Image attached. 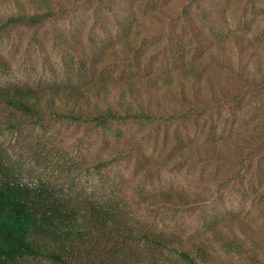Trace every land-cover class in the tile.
Instances as JSON below:
<instances>
[{
  "label": "rangeland",
  "instance_id": "374dc122",
  "mask_svg": "<svg viewBox=\"0 0 264 264\" xmlns=\"http://www.w3.org/2000/svg\"><path fill=\"white\" fill-rule=\"evenodd\" d=\"M46 1L67 15L0 35V54L10 66L8 72L0 71V89L31 88L52 96V88H80V101L104 107L113 95L105 94L102 86L116 89L129 76L143 83L158 81L186 56L184 63H193L201 72L203 92L206 80L222 91L215 97L218 101H203L210 108L201 117L193 114L169 123L168 128L128 121L119 126L123 132L119 140L112 136L105 140L84 124L58 118L47 119L43 127L10 129L8 122L27 116L0 105V153L15 177L66 199L115 204L138 229L197 243L223 264H248L221 244L231 235L243 241L239 227L248 225L260 245L254 251L263 260L264 112L260 106L264 95L247 91L210 55L224 49L239 70L242 55L234 37L241 38L248 51L243 65L251 52L264 55V0H201L207 21L189 5L191 0H101L111 5V13L98 0ZM184 6L189 9L182 15ZM5 7L4 0L0 14ZM152 96L153 102L165 107L161 115L165 117L166 104L171 102L153 92ZM189 96L187 106L171 105L188 110L202 102L199 94ZM224 96L229 101H221ZM183 141L198 146L237 145V154L228 152L233 161L256 151L243 166L195 162L167 171V158H179ZM105 160H112L110 167L94 168ZM163 192H183L201 202L174 210L151 204L149 197ZM26 264L53 263L29 259Z\"/></svg>",
  "mask_w": 264,
  "mask_h": 264
},
{
  "label": "trees",
  "instance_id": "16d2710c",
  "mask_svg": "<svg viewBox=\"0 0 264 264\" xmlns=\"http://www.w3.org/2000/svg\"><path fill=\"white\" fill-rule=\"evenodd\" d=\"M3 1L0 2V12ZM5 3L4 14H0V35L10 28L23 25L36 27L46 20L68 13L52 9L46 0H5ZM98 3L110 13L113 11L111 5L101 0ZM189 5L196 7L203 21L208 20L201 0H191ZM188 9L189 7L184 6L182 15ZM56 39L61 42L62 38L56 35ZM240 39L232 38L242 55L237 61L239 70L232 65L230 55L223 53L224 49L211 53L210 59L230 76L241 81L247 91L264 95V55L249 52L248 61L243 65L242 57L247 56L248 51L239 42ZM176 48L177 54H180L178 49L181 47ZM185 57H180L181 64L177 69L159 77V82L143 83L135 81V76H129L116 89L110 90L106 85L102 86L105 94L113 95V101L106 103L104 107H100L98 103L80 101V88H52L49 91L52 96L46 94L49 96L47 99H44L46 96L41 92L31 88L0 89V105L27 116L19 121L8 122L6 126L10 129L23 125L43 127L47 119L58 118L84 124L90 128V132L99 133L105 140L108 136L119 140L123 138L119 126L128 121L152 122L157 127L164 125L168 128L169 123L185 120L190 115L201 117L210 108L203 101H218L215 97L222 89L206 80L207 87L203 92L200 87L201 72L193 63L185 64ZM249 65L252 68L248 69ZM9 70L8 62L0 54V71ZM250 70L252 72L248 73ZM152 92L171 102L166 104V118L161 116L165 107L162 109L159 102H153L155 97ZM191 94H199L201 100L194 97L196 101L202 102L197 105L194 103L188 110L171 105L175 103L179 107L187 106L190 104ZM221 101L229 100L224 96ZM260 108L264 112V104ZM184 141L179 158H167V171L195 162H214L229 168L240 164L243 166L245 159L256 151L251 150L249 154L240 156L241 159L233 161L228 152L237 154V145L198 146L185 144ZM111 164L112 160L100 161L94 168L106 169ZM149 199L151 204L166 206L170 210L201 202L183 192L158 193L151 195ZM127 216L115 204L101 205L77 197L66 199L54 190L32 188L15 177L13 167L0 153V264H26L29 259H45L53 264H223L197 243H184L162 233L140 230L130 223ZM239 231L243 241L231 235L221 243L222 247L248 264H264V259L260 260L254 251L260 245L252 228L248 225L240 226Z\"/></svg>",
  "mask_w": 264,
  "mask_h": 264
}]
</instances>
